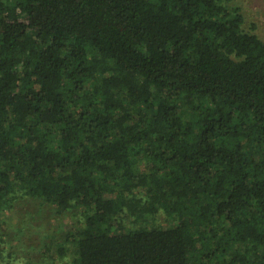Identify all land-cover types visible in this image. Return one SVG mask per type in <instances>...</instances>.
Returning a JSON list of instances; mask_svg holds the SVG:
<instances>
[{
	"label": "trees",
	"instance_id": "obj_1",
	"mask_svg": "<svg viewBox=\"0 0 264 264\" xmlns=\"http://www.w3.org/2000/svg\"><path fill=\"white\" fill-rule=\"evenodd\" d=\"M230 1L0 0V222L79 210L72 264H264V40Z\"/></svg>",
	"mask_w": 264,
	"mask_h": 264
},
{
	"label": "rangeland",
	"instance_id": "obj_2",
	"mask_svg": "<svg viewBox=\"0 0 264 264\" xmlns=\"http://www.w3.org/2000/svg\"><path fill=\"white\" fill-rule=\"evenodd\" d=\"M228 7L239 8L243 28L264 40V0H231ZM1 217L7 243H1L0 264H72L68 257L55 259L54 244L79 221V210L58 211L49 203L25 198L6 208Z\"/></svg>",
	"mask_w": 264,
	"mask_h": 264
}]
</instances>
